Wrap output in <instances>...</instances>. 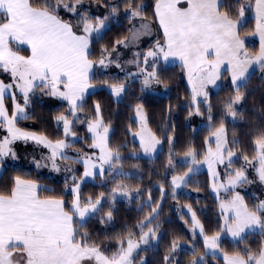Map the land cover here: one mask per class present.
<instances>
[{
	"label": "snow or ice",
	"instance_id": "6c2138e0",
	"mask_svg": "<svg viewBox=\"0 0 264 264\" xmlns=\"http://www.w3.org/2000/svg\"><path fill=\"white\" fill-rule=\"evenodd\" d=\"M177 61L182 103L169 98L154 126L147 96L171 91ZM97 90L132 95L119 142ZM181 110L204 122L199 144L177 136ZM145 159L159 165L148 186ZM253 185L264 190V0H0V264H264ZM184 189L213 197L214 227ZM169 200L187 232L165 227Z\"/></svg>",
	"mask_w": 264,
	"mask_h": 264
},
{
	"label": "trees",
	"instance_id": "16d2710c",
	"mask_svg": "<svg viewBox=\"0 0 264 264\" xmlns=\"http://www.w3.org/2000/svg\"><path fill=\"white\" fill-rule=\"evenodd\" d=\"M249 23H250V21H249ZM250 47L258 48V45L254 44ZM170 68L177 73L178 79L174 82L172 89L168 93V95H166L164 97H161L158 95H148L147 96L149 113H150V116L153 120L154 126H159L161 124V121H162V118L164 115V108H165L166 104L168 103L169 98L172 99L173 103H177V102L182 103V101L177 100V97L183 95L186 82H183L179 79V65H170ZM252 79H253L252 87H253L254 92H255V98H256L257 102H259L260 96H261V92L259 89V85H260L259 73L257 72L256 75H254ZM97 92H98V94L95 95L93 97V99H99L102 102L106 115L111 114V118L113 119L114 126H115V137H114V139L117 142H119V140L122 138L123 130H124V127L126 125V116L128 115L127 105L129 103H131L132 95L138 94V85H135L134 88L131 90L132 95H130L128 97H124L120 101H115L114 98L112 96H110V94L106 90H97ZM251 107H252V105L250 102L246 106V108L250 110ZM54 110L55 109L52 108V106L48 105V104H45V106H43V107L38 106L36 108L37 114H40V115L44 116L45 118H47L49 111H54ZM174 115H175V122L177 124V133L176 134L180 138V141L184 142L186 139L195 135V142L197 144H199L200 140L204 134L203 133L204 126H201L199 128H197L196 126L202 120L199 118H195L193 125H188L187 121L184 118L183 110H181L179 113H174ZM27 124L29 126H31L30 121L27 122ZM193 128L196 129L195 133H193V130H192ZM129 139H131V138L129 137ZM160 159H163V157L161 156ZM141 165L144 169L143 184H144V186H148L150 183L148 173L150 171H155L156 169H158L159 165H158V163L157 164L149 163V161L147 159L142 160ZM24 170L30 171L35 175V172L33 170H28L25 167H24ZM9 175H10V173H9ZM5 178H7V176H5ZM195 179L202 184L206 179V172H201ZM41 180L43 183H47L52 187H56L57 184L60 182V181L48 179L47 177H43V176H41ZM155 181H156V177L153 175L151 178V182L153 183V185L155 184ZM89 190H93V189L90 187ZM184 190H186V189H184ZM184 190L181 193V201L183 202L187 199V200L192 201L195 204V201L199 200L200 203L195 204V207L201 209L200 214H201L202 219L205 222L206 227H214L216 219H217V210L215 208L213 197L208 192L196 193V192L192 191L191 189H188V190L191 191L195 195L186 196V195H184ZM153 191L155 193V187H153ZM173 203H174L173 201L169 200L167 202V204L165 205V209H164L165 217L170 218V220H171V223L166 224L165 227L169 231H172V230L182 231L183 230L184 232H187V229L178 220V218L175 214V211L171 208V205ZM120 216H131L134 218L136 216L134 206L129 207V206L125 205L123 202H121ZM253 239L254 240L258 239V237H253ZM160 250L162 251V246H161ZM148 258L150 260L151 259H157L158 260L159 254L158 253H149ZM209 264H215V261L212 260L211 258H209Z\"/></svg>",
	"mask_w": 264,
	"mask_h": 264
},
{
	"label": "rangeland",
	"instance_id": "374dc122",
	"mask_svg": "<svg viewBox=\"0 0 264 264\" xmlns=\"http://www.w3.org/2000/svg\"><path fill=\"white\" fill-rule=\"evenodd\" d=\"M254 44H257L258 45V41H250L249 42V46H252ZM177 63H178V61L175 64H177ZM175 64H173V65H175ZM149 95H158V96L164 97V96L168 95V93L167 94H164L162 91H160V92L153 93V94H149ZM114 100L117 101L116 98H114ZM195 118H199V117H195ZM195 118H193L191 121H187V124L188 125H193V123L195 121ZM199 119H201V118H199ZM201 126H204V123L202 121L200 123H198V125L196 127L199 128ZM29 151L30 152L32 151L31 148H29ZM36 154H37V156L39 155V150H37V153ZM22 155H23V153H22ZM24 167L27 168L28 170H33L35 172V174H36V170L34 169V167L32 165L28 164L27 161L24 162ZM41 172H42V176L43 177H47L48 179H50L49 178L50 177V174L47 172V170H41ZM201 172H206V169H202ZM52 180L60 181L59 178L52 179ZM245 191L247 192V195H248V197L250 199L253 197V193H255L257 195H264V190H261L256 185H253V186L247 188ZM184 195H186V196H193L195 194H193L191 191H189L188 189H186V190H184Z\"/></svg>",
	"mask_w": 264,
	"mask_h": 264
},
{
	"label": "crops",
	"instance_id": "0c3cea01",
	"mask_svg": "<svg viewBox=\"0 0 264 264\" xmlns=\"http://www.w3.org/2000/svg\"><path fill=\"white\" fill-rule=\"evenodd\" d=\"M177 64L179 65V62ZM177 64H175V65H177Z\"/></svg>",
	"mask_w": 264,
	"mask_h": 264
}]
</instances>
